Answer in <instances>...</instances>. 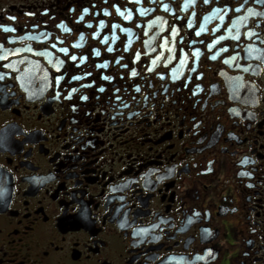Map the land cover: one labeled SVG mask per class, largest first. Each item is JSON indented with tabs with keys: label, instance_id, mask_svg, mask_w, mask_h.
Wrapping results in <instances>:
<instances>
[{
	"label": "flooded vegetation",
	"instance_id": "1",
	"mask_svg": "<svg viewBox=\"0 0 264 264\" xmlns=\"http://www.w3.org/2000/svg\"><path fill=\"white\" fill-rule=\"evenodd\" d=\"M0 264H264V0H0Z\"/></svg>",
	"mask_w": 264,
	"mask_h": 264
}]
</instances>
